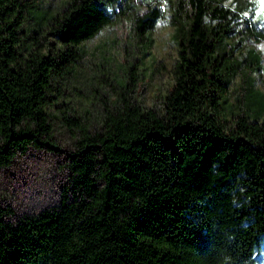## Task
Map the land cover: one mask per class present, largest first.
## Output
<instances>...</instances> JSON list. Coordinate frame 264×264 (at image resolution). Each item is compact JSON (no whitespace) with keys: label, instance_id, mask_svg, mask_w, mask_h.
<instances>
[{"label":"trees","instance_id":"16d2710c","mask_svg":"<svg viewBox=\"0 0 264 264\" xmlns=\"http://www.w3.org/2000/svg\"><path fill=\"white\" fill-rule=\"evenodd\" d=\"M143 3L64 0L52 9L0 0V165L30 145L57 147L50 81L74 69L82 41L114 13L130 16L146 53L162 11ZM167 5L177 49L170 87L153 105L129 89L116 94L91 126L72 107L61 113L73 140L59 196L20 214L0 198V264H255L264 241V91L249 74L261 69L260 52L239 49L264 31L225 0ZM27 16L52 39H28ZM238 72L244 92L229 101Z\"/></svg>","mask_w":264,"mask_h":264},{"label":"rangeland","instance_id":"374dc122","mask_svg":"<svg viewBox=\"0 0 264 264\" xmlns=\"http://www.w3.org/2000/svg\"><path fill=\"white\" fill-rule=\"evenodd\" d=\"M40 8L59 7L64 0H35ZM144 0L136 4L145 6ZM168 0H155L161 7V15L150 30L152 41L141 54V41L131 29L130 16L114 13L112 20L104 24L94 35L82 41V54L77 58L74 69L65 77L51 79V93L55 96L47 103L49 121L52 124L53 141L56 148L30 145L19 151L8 164L0 165V198L20 214L34 212L54 203L65 178L63 158L73 140L60 119L67 108H74L73 114L84 126L93 125L100 110L109 98L127 92L145 105H153L171 84V66L176 56V41L173 36ZM232 6H240L243 16H250L257 27L264 31V0H225ZM117 3L115 2V6ZM40 24L35 16H27L22 26L28 29L27 38L38 36L45 43L52 39L48 31H34ZM43 25V23L41 22ZM44 27V25H43ZM140 47V48H139ZM247 47L260 52L261 69L249 71L254 86L264 91V35H251L239 51L244 55ZM22 50V48H20ZM134 66V72L129 66ZM247 69V66L244 67ZM129 77L125 88L121 79ZM245 77L235 74L229 83V101H236L244 92ZM255 264H264V241L255 252Z\"/></svg>","mask_w":264,"mask_h":264}]
</instances>
